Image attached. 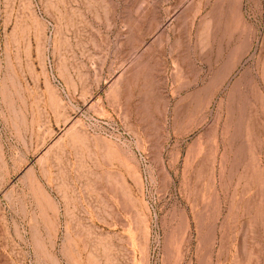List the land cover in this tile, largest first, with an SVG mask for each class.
<instances>
[{"label":"rangeland","instance_id":"rangeland-1","mask_svg":"<svg viewBox=\"0 0 264 264\" xmlns=\"http://www.w3.org/2000/svg\"><path fill=\"white\" fill-rule=\"evenodd\" d=\"M155 39L163 111L92 109ZM0 264H264V0H0Z\"/></svg>","mask_w":264,"mask_h":264},{"label":"crops","instance_id":"crops-1","mask_svg":"<svg viewBox=\"0 0 264 264\" xmlns=\"http://www.w3.org/2000/svg\"><path fill=\"white\" fill-rule=\"evenodd\" d=\"M148 41L136 51L130 63L113 67L107 73L104 92L90 101V107L102 114L123 122L130 128H145L152 113L162 112L164 81L163 71L170 70V59L175 61L174 69L178 71V62L187 57H197V52L187 48L186 41L182 43L171 41L170 50L160 53L154 46L165 45L166 41ZM165 57L168 63H156L155 57ZM158 73V78L157 74ZM168 85V83H167ZM158 91H155V90ZM170 100L169 94L166 98ZM158 105V108H156Z\"/></svg>","mask_w":264,"mask_h":264}]
</instances>
